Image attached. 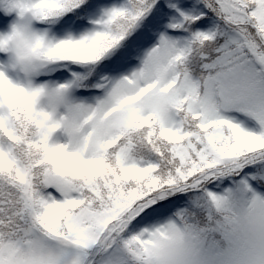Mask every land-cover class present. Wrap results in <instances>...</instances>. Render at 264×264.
I'll use <instances>...</instances> for the list:
<instances>
[{
	"label": "snow or ice",
	"instance_id": "1",
	"mask_svg": "<svg viewBox=\"0 0 264 264\" xmlns=\"http://www.w3.org/2000/svg\"><path fill=\"white\" fill-rule=\"evenodd\" d=\"M0 264H264V0H0Z\"/></svg>",
	"mask_w": 264,
	"mask_h": 264
}]
</instances>
